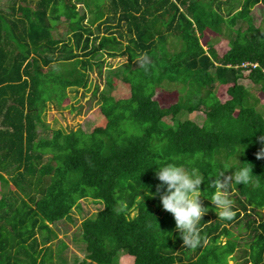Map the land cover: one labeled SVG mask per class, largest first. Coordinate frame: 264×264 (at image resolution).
Wrapping results in <instances>:
<instances>
[{
    "label": "trees",
    "instance_id": "1",
    "mask_svg": "<svg viewBox=\"0 0 264 264\" xmlns=\"http://www.w3.org/2000/svg\"><path fill=\"white\" fill-rule=\"evenodd\" d=\"M263 8L264 0H0V264L63 262L66 243L52 249L51 224L71 221L82 199L102 207L81 220L83 256L73 264H120L121 252L131 264H264V158H256L264 113L244 83L264 96V26L253 16ZM223 32L229 47L220 56L209 41ZM145 53L147 71L137 62ZM104 56L126 57L108 66V91L89 76L94 68L102 76ZM118 83L127 96L112 93ZM171 84L179 92L165 104L157 94ZM79 89L91 92L101 125L46 124L47 105L64 106ZM192 113L200 123L182 116ZM243 145L236 158L251 165L252 183L229 185L230 221L200 198L208 211L196 249L183 247L158 196L137 205L141 184L155 191L156 166L168 163L198 167L211 193L222 162L237 166ZM158 226L175 239L163 240Z\"/></svg>",
    "mask_w": 264,
    "mask_h": 264
},
{
    "label": "rangeland",
    "instance_id": "2",
    "mask_svg": "<svg viewBox=\"0 0 264 264\" xmlns=\"http://www.w3.org/2000/svg\"><path fill=\"white\" fill-rule=\"evenodd\" d=\"M77 8H82L81 5H77ZM94 16V15H93ZM92 14H88L89 20L93 17ZM254 19L257 21V23L260 22L261 26H264V20L261 19V17L264 19V8L262 11H255ZM261 19V21H260ZM97 23L93 25L92 28H95ZM58 33L61 36L67 35V21L64 19V17H61L59 20V23L57 25ZM103 29L101 28L100 31ZM209 43H212L217 51V53L221 56L224 54V52L229 47V39L228 35L223 32L221 35H212L210 36ZM206 47V46H205ZM126 62V57H105L104 56V67H103V74L101 77H99L98 73L96 72V68L90 73V79L95 83L99 84V89L108 91V88L106 87L104 83V75L107 72L108 66L111 65V67H116L120 64H123ZM245 84H247L251 96L252 101L255 99L258 100L257 103H255L256 108L264 113V96L259 93V91L251 85L249 82L244 81ZM178 85L175 86L174 84H171L169 88H166L164 91H160L157 94V99L159 101L165 102V104H171L173 103L178 95L179 90L177 89ZM69 93V102L61 107L56 106L55 104H48L45 114H44V122L46 124H49L51 128H61L65 131L75 130L77 128H82L86 132L93 129L95 126L101 125L102 118L99 114V106L97 102L91 98V92H87L83 89H79L78 91H68ZM111 92V90H109ZM112 93L117 97H124L128 95V88L123 85L122 83H118L116 88L112 90ZM217 95L221 100H225L227 95L225 93V89L223 86L217 87ZM250 99V100H251ZM184 114L183 117H193V119L200 123L203 115L202 114ZM169 121L168 119H166ZM39 134H42L43 128L42 126L37 127ZM3 189L0 185V192H2ZM102 206L99 203L93 202L91 199H82L80 201V208H74L71 212L72 220L69 221L67 218L62 219L56 223L51 224L52 229L57 233V238L54 239L51 243V247L54 251H56L59 248V245L61 244V241H64L66 243V248L63 252V258L64 261L62 262L61 259L58 257V255L54 258L56 262H59V264H73V256L77 254L78 256H83L80 248V243L75 240L79 234H80V222L84 217L91 216L95 214ZM262 212L264 213V208L262 209ZM133 215V212L131 213ZM211 216V219H213V216ZM118 262L120 264H131L132 258L127 255L124 252L119 253L118 255ZM229 264H234V261L232 259H229Z\"/></svg>",
    "mask_w": 264,
    "mask_h": 264
},
{
    "label": "clouds",
    "instance_id": "3",
    "mask_svg": "<svg viewBox=\"0 0 264 264\" xmlns=\"http://www.w3.org/2000/svg\"><path fill=\"white\" fill-rule=\"evenodd\" d=\"M137 62L140 68L147 71L151 64V59L145 53L139 57ZM259 140L262 147L256 153V158L262 159L264 158V135H261ZM244 147L243 145V147L237 150L233 157L237 166H234L229 160L222 162V171L214 180L216 183H211V188L213 189L211 193L207 190H201V184L206 180V177L202 175L203 171L198 167L176 163L156 166L157 171L155 176L159 183L156 184L155 191L151 190L150 185L145 186L141 184V187L138 189L137 205L143 204L145 197L154 198L158 196L162 208L171 213L174 218L175 229L182 239L183 247L196 249L201 245L199 226L203 215L208 211V208L203 206L200 198L205 197L210 200L214 205V209L219 210L220 217L230 221L233 219L235 213L233 211L234 202L228 192L229 185L233 182L243 185L252 183L254 175L251 171V165L247 162L240 163L236 158L237 154L243 152ZM229 169L233 171L230 175H225V172ZM141 189H143V195H141ZM126 207L127 205L122 202L119 211H125ZM161 233L163 240L168 237L175 239L172 232Z\"/></svg>",
    "mask_w": 264,
    "mask_h": 264
}]
</instances>
